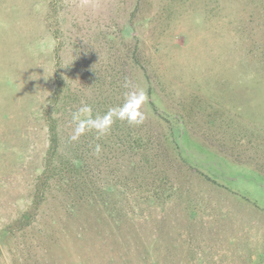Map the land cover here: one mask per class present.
<instances>
[{
  "label": "rangeland",
  "instance_id": "374dc122",
  "mask_svg": "<svg viewBox=\"0 0 264 264\" xmlns=\"http://www.w3.org/2000/svg\"><path fill=\"white\" fill-rule=\"evenodd\" d=\"M0 264H264V0H0Z\"/></svg>",
  "mask_w": 264,
  "mask_h": 264
},
{
  "label": "clouds",
  "instance_id": "9594fccd",
  "mask_svg": "<svg viewBox=\"0 0 264 264\" xmlns=\"http://www.w3.org/2000/svg\"><path fill=\"white\" fill-rule=\"evenodd\" d=\"M138 95H139L140 98H143V96H144L143 91L141 90L138 93ZM90 112H91L90 106L85 105V106H82L80 109H78L77 112L73 113V120L75 122H77V134H80V124H85L86 128H88L89 130H90L91 127H94V125L91 122L92 118H91L90 115L83 116V118H82V114L90 113ZM125 118L128 119V122L130 124L142 122V121L133 120V119H130V118H127V117H125ZM96 119L99 120L100 117H97ZM109 127H110L109 125H106L102 129H97V131H98L99 134L103 135V134H106V132L108 131ZM76 138H78V135L73 137V139H76ZM99 151H100V146L97 145L96 146V152H99Z\"/></svg>",
  "mask_w": 264,
  "mask_h": 264
},
{
  "label": "trees",
  "instance_id": "16d2710c",
  "mask_svg": "<svg viewBox=\"0 0 264 264\" xmlns=\"http://www.w3.org/2000/svg\"><path fill=\"white\" fill-rule=\"evenodd\" d=\"M48 131L50 137V149L52 150L56 144V132H55V124L52 120L48 121Z\"/></svg>",
  "mask_w": 264,
  "mask_h": 264
}]
</instances>
